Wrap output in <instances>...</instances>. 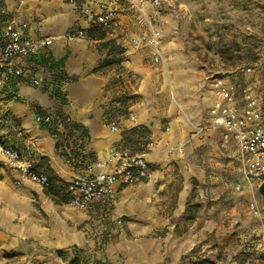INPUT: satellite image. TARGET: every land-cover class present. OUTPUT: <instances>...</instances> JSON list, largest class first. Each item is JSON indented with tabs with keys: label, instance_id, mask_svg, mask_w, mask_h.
I'll return each instance as SVG.
<instances>
[{
	"label": "crops",
	"instance_id": "crops-1",
	"mask_svg": "<svg viewBox=\"0 0 264 264\" xmlns=\"http://www.w3.org/2000/svg\"><path fill=\"white\" fill-rule=\"evenodd\" d=\"M145 1L142 10L146 17L141 11L131 8L123 1L115 0L118 23L108 28V37L98 39L92 32L87 36L86 30L94 24L83 10L87 6L93 10L95 7L86 0H76V4L62 0H23L21 4L19 0H0V36L3 25L13 20L17 23H28L27 34L30 38H49L51 41L47 48L21 62L24 67L23 77L9 85L0 93V97L10 98L6 106L14 117L13 123H18L24 134L27 133L23 138L17 139L21 146L20 152L26 151L29 158H33L35 162L40 161L41 164L36 165L39 172H46L44 170L48 169V173L58 179L56 185L51 186L52 189L46 190L45 187L28 180L19 183L18 172L11 169L10 175L14 184L11 183V190L6 187L5 198L0 197V264H31L19 262L20 260L12 256H3L4 251H13L15 243L18 245V242L25 240L34 241L36 245L52 251L80 247L87 256H91V260L97 258L102 261H110L107 257L114 253L120 254L118 251L123 253L126 246L133 247L132 257L126 264H195L190 262L193 255L187 256L193 248L199 249L194 254L198 261L205 260L209 264H236L234 259L218 258V254L226 250L225 246L229 244L224 237L217 243V193L224 189H229L233 202L228 219L229 215L235 217V225L239 224V227L243 228L240 232L241 240L246 241L251 236L258 237L264 230V187L258 176H252L250 179L244 177L234 140L223 139L221 131L211 127L212 129L200 133L203 136L200 141L209 151V157L201 163L194 159L188 146L182 156L168 154L170 149L167 148L170 145H175L176 148L178 141L190 138V121L199 124L206 121L213 97L210 84L205 85L200 70L195 66L171 65L172 75L168 77L162 67L152 64V58L157 53L167 60L180 58L182 51L176 47L175 36L170 37L168 32H165L158 38L156 45L132 44L133 38L142 33H149L148 24L138 22L140 19L151 22L154 16L152 12L157 7L151 0ZM153 28L159 29L156 23ZM79 30L84 32L83 36L78 35ZM110 39H114L124 49L122 71L136 81L131 84L132 89L143 93V97L132 108L134 120H130L128 127L143 124L150 129L149 139L153 145L146 155L150 172L145 181L135 185L117 186L113 197L95 201L88 207L79 209L66 202L65 186L72 177L83 175L85 172L83 170V174H80L79 169L73 165L76 160L69 159V149H64V146L56 147L55 143L59 138H53L54 136L35 122L36 115L32 114L30 104L42 105L45 95L36 91L32 81L36 79L40 85L41 81L52 79V72L43 64L46 60L59 63L60 68L69 77V80L57 81V85H61L66 91L71 103L64 111L72 121L84 126L89 135L80 152H92L96 159L106 158L111 149L123 146L121 128L111 131L109 126L103 123L101 116L106 100V85H111L107 83L115 75V71L107 69L105 74L93 72L100 59L95 44ZM244 88H249L255 93L251 85H245L242 89ZM242 89L239 92L235 90L234 93L238 106L242 105ZM2 103L3 100H0V104ZM162 116L169 128L167 132L161 125ZM11 128L8 130L15 131L14 126ZM5 132L4 130V134ZM3 141L6 143L4 136ZM222 155L232 158L226 164V174L232 176L229 182L224 181L220 175L217 176V156ZM171 162L175 163L181 174L198 173L200 195L193 202H197L199 207L197 217L192 223H185L184 213L187 201L191 198L190 189L185 184V188L177 195L176 207L171 217L164 216L161 211L171 197L159 193L163 186L173 180H167L163 172L164 168L166 172L170 169ZM208 168L209 173H206ZM244 201L246 202L242 203ZM252 202L256 203L261 215L260 221L255 217L258 215H254L251 210L245 211V204ZM89 211L110 212L112 217H123V229L108 224L107 239L101 237L99 224L90 220V215L86 214ZM148 219L153 223H147ZM160 224L165 227V239L147 238L146 235L157 229ZM127 233L133 237L139 235L135 243L128 242L134 238L126 237ZM236 250L231 247L229 255ZM254 252L258 257L257 261L263 264L258 246L254 245ZM129 253L130 251L128 255ZM183 258L184 262L181 263ZM117 264H121L120 261Z\"/></svg>",
	"mask_w": 264,
	"mask_h": 264
},
{
	"label": "rangeland",
	"instance_id": "rangeland-1",
	"mask_svg": "<svg viewBox=\"0 0 264 264\" xmlns=\"http://www.w3.org/2000/svg\"><path fill=\"white\" fill-rule=\"evenodd\" d=\"M154 10L155 11L152 12L154 16H152L151 22L145 19L139 20L140 22L138 23L140 24H144L145 22L148 24L149 33H142L138 37L148 36L151 32H155L158 42V38L165 34V32H168V36H175V40H177L176 47L182 52L179 54L180 58H171L168 60L165 59L163 55L161 56L157 53L155 55H158L159 59L155 61L154 55L152 58L153 65L162 67L168 77L172 75L170 71L171 65H193L200 70V75L203 77L205 85H209L214 76H219L232 83L237 92L245 85H251L254 88L256 98L261 103L264 114V0H158L157 7ZM142 14L146 17L144 12H142ZM154 23L158 25L159 29L155 30L153 28ZM107 30L108 29L96 31L95 37H101L102 34L103 38L108 37L109 33H107ZM140 45L145 46L148 44ZM95 47L100 54V59L93 68V72L105 74L107 69H114L115 71V75L107 83L111 85H106V100L103 104L104 107L101 115L103 117V123L109 126L111 124L110 122H114L117 125V129L121 128L122 148L132 153H147L148 149L146 148V144L151 142L149 139L151 134L150 129L143 124H135L132 127H128L131 120L130 115H132V108L140 101L141 97H143V93H139L132 89L131 84L136 83V81H134L131 75L122 71L121 63L125 58L124 49L117 44L114 39L96 43ZM58 83L59 82L55 81L52 76V79L49 81L43 80L40 85L35 86L36 91H39L43 96L45 95L44 97L42 96L45 101L42 105L31 103L30 110L32 114L36 116L39 114L49 115L52 121L54 117L59 118V114H62L71 120L69 114L64 111V108L66 106H71V103L68 101L66 91L63 90L61 85H57ZM0 100L4 102L0 104V125L6 131L4 134L5 142L13 144V146L20 151L21 146L17 139L23 138L27 133L24 134L23 129L20 128L18 123H13L14 117L9 112V107L6 106L10 98L0 97ZM205 120L206 121L200 124L190 121V138L184 139V141H178L176 143V145H178L176 148L174 147L175 145H170L167 148L170 149L168 154H181L179 156H182L185 148L188 146L187 148H190L191 155L194 156V159H196L198 163H201L203 159L209 157V151H207L205 144L200 141L203 138L200 133L211 128L209 115H207ZM165 122V118L162 116L161 125L163 126V130L167 132L169 128L165 125ZM12 126H14L15 131L8 130ZM39 127L45 128V126L40 123ZM57 129L62 128L58 126ZM57 129L55 135L58 136L53 137L55 139L59 138L56 142L58 144L57 148L64 146V149H69L68 147H74V138L70 139L67 136L68 132L65 134V132L57 131ZM49 134L51 135V133ZM192 146L193 149L191 150ZM25 152H21L22 157L27 161H31L33 167L37 170L36 165H40V161L35 162L33 158H29ZM68 156H70V151L68 152ZM217 160H219V164H217V176L220 175L224 181L229 182L232 180V176L226 174V164L229 160L231 161L232 158H225L222 155L220 157L217 156ZM169 166L170 169L166 172V168H164L163 172L167 180L170 178H173V180L168 185L163 186L159 193L162 195L168 194L171 197L165 202V207L161 211L164 213V216L171 217L176 207L177 195L185 188V184L186 187L190 189L191 195V198L187 201V207L184 213L185 223H192L197 217L196 212H198L199 207L197 202H193L194 199L196 201L200 195L198 191V173L193 174L188 172L181 174L174 162H171ZM76 168L82 173V165ZM37 171L39 172V170ZM44 171L46 172L43 173L51 175L48 173V169ZM10 173L11 169L0 166V185H3L0 186L1 198H5L7 193L6 187L10 190L12 188L11 183H13L14 180ZM206 173H209V168L206 170ZM236 180H238V178ZM15 187L14 185V190L16 191ZM236 189H238V186ZM245 202L246 201L242 203ZM249 204H245V211L250 212ZM232 206L233 202L231 201L229 189H224L217 193V243L221 237H224L227 239L226 242H229V244L225 246L226 250H222V252L218 254V258L223 260L231 258L235 260L236 264H261L257 261L258 257L254 252V245L257 247L259 236H251L246 241L241 240L240 232L243 228L239 227V224L235 225L233 220L235 217L229 215L228 219V213ZM86 214L90 215V220H95V223L99 224L102 231L101 237L105 239H107L109 235V226L106 225L113 224V227L116 226L118 229H123V217L115 218L112 217L110 212L104 211L102 213H91V211H89ZM94 214H96V217L92 216ZM255 217L258 221L261 220L260 214ZM147 223L152 224L153 221L148 219ZM157 227V229H153L148 233L146 237L164 240L166 232L165 227L161 224ZM127 236L134 238L128 241L129 243H135L139 235L133 237V235L127 233L126 237ZM231 247H235L237 250L229 255V249ZM131 248L133 249V247L126 246L123 253L118 251L120 254L114 253L111 257H107L110 261H102V259L97 258L91 260V256L85 255L91 261L99 260L103 264L108 262V264H117L118 261H120L121 264H126L125 262L127 260L129 261L133 254ZM71 249L72 247H69V249H59L63 251L62 254H59L57 252L58 250L52 251L38 244L36 245L34 241L25 240L18 242V245L15 243V249L9 252L4 251L3 256L5 258L12 256L22 263L68 264V260L71 257ZM194 249L195 248L187 255H193V258H190V262L195 264L207 262L205 260L198 261L197 257H194V254H196L199 249ZM127 250L130 251L129 255ZM182 262H184V258L181 263ZM207 264L209 263L207 262Z\"/></svg>",
	"mask_w": 264,
	"mask_h": 264
},
{
	"label": "built area",
	"instance_id": "built-area-1",
	"mask_svg": "<svg viewBox=\"0 0 264 264\" xmlns=\"http://www.w3.org/2000/svg\"><path fill=\"white\" fill-rule=\"evenodd\" d=\"M62 1L76 4V0ZM86 1L95 7L93 10L87 6L83 10L94 25L108 29L118 23L115 0ZM121 1L141 12L146 4L145 0ZM22 2L23 0H19V4ZM151 3L156 5L158 0H151ZM28 30L27 22L17 23L10 20L3 25L0 40V93L23 77L24 67L21 62L35 56L51 44L49 38H30ZM78 35L83 36L84 32L79 30ZM132 43L156 45L157 35L151 32L148 36L133 38ZM158 59L159 56L155 55L154 60ZM32 84L36 86L39 81L34 79ZM210 86L213 97V103L208 111L210 127L220 130L223 139L235 141L244 177L250 179L252 176H258L264 187V114L258 99L249 88H244L241 91L242 105H236L234 85L219 76L212 78ZM130 119L134 120L133 115H130ZM49 121V116L35 117L38 124ZM109 128L116 131L117 125L111 123ZM3 136L4 130L0 125V166L17 171L19 183L28 180L43 188L47 187L48 177L37 172L32 162L25 160L15 146L4 143ZM152 145V142H148L146 148L149 150ZM146 155L147 153L137 154L127 149L113 148L106 158L88 163L84 169L85 174L72 177L65 186L69 195L68 204L84 209L95 201L113 197L117 186L135 185L145 181L150 172ZM94 169L98 171L95 172ZM249 209L254 215L259 214L255 203H250ZM258 240L257 246L264 264V230Z\"/></svg>",
	"mask_w": 264,
	"mask_h": 264
},
{
	"label": "trees",
	"instance_id": "trees-1",
	"mask_svg": "<svg viewBox=\"0 0 264 264\" xmlns=\"http://www.w3.org/2000/svg\"><path fill=\"white\" fill-rule=\"evenodd\" d=\"M100 30H105L103 28H101L98 25H92L89 29L86 30L87 32V36H90L91 32L95 34L96 36V31H100ZM94 36V35H93ZM103 34L101 35V37H97L98 39H102ZM0 40H1V36H0ZM44 66L50 70L52 73L53 78L55 79V81H64L67 80L69 77L67 75V73L60 68L59 63L58 62H50V61H46L45 63H43ZM37 116H49V115H37ZM50 117V116H49ZM110 123H114V122H110ZM109 123V124H110ZM41 125L45 126L46 130L51 133L52 136L57 137L58 135H55L56 129L58 126H61L62 129H57V131H62V132H68L67 136L71 139L74 138L73 142H75V146L74 147H68L69 151H70V157L69 159H72L73 161H75V163H73V165L75 167H78L80 165H82V171L85 169V166L88 163H92L96 161V157L94 156V154L92 152H88L86 154H82L80 152V150L83 148L85 140H87L89 138L87 129L74 122L71 121L67 116L59 114V118L58 117H54L53 121L51 120L50 117V121L49 122H41ZM56 147L58 146L57 143H55ZM119 149H125V148H119ZM37 171V170H36ZM38 172V171H37ZM39 173H43V172H39ZM45 174V173H43ZM82 174V173H80ZM48 177V185L47 187H45L46 190H50L52 189V187H54L56 185V182L58 181V179L53 176V175H47ZM264 191V188L262 189ZM65 200L66 202H68V194H65ZM59 254H62L63 251L62 250H58L57 251ZM71 257L68 260V264H103L101 261L99 260H94L91 261L85 254L84 250L81 249L80 247H72L71 249ZM90 260V261H89Z\"/></svg>",
	"mask_w": 264,
	"mask_h": 264
}]
</instances>
